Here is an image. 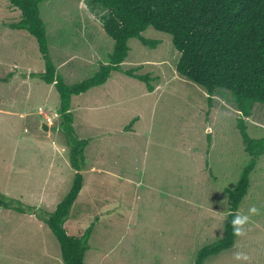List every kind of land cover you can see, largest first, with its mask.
<instances>
[{"label": "rangeland", "instance_id": "rangeland-1", "mask_svg": "<svg viewBox=\"0 0 264 264\" xmlns=\"http://www.w3.org/2000/svg\"><path fill=\"white\" fill-rule=\"evenodd\" d=\"M39 15L49 60L65 84L110 63L105 9L85 0H41ZM20 18L0 0V196L7 204L0 205V264H63L46 222L76 172L83 184L66 221L81 230L92 225L84 264H194L201 248L224 237L225 189L237 186L249 161L236 121L244 119L251 137H264V104L255 103L246 118L224 97L209 102L202 87L176 72L171 36L148 27L142 36L156 47L130 39L119 71L71 97L72 138L87 141L74 171L59 95L38 76L45 59L32 35L11 28ZM131 69L149 74L154 90L124 73ZM19 74L22 81L11 80ZM7 106L13 110L4 112ZM252 207L259 214L249 213ZM237 213L249 216L243 235L202 264H264V154ZM237 253L248 259L237 260Z\"/></svg>", "mask_w": 264, "mask_h": 264}, {"label": "trees", "instance_id": "trees-1", "mask_svg": "<svg viewBox=\"0 0 264 264\" xmlns=\"http://www.w3.org/2000/svg\"><path fill=\"white\" fill-rule=\"evenodd\" d=\"M8 1L21 15L11 28L25 30L36 39L45 59V70L38 76L44 83L54 85L59 95L58 114L62 119L59 126L68 138V160L74 171L81 169L87 141L72 138L71 97L102 85L111 71H119L128 55L130 39L156 47L158 41L142 36L148 27L171 36L172 45L179 53L176 72L202 87L209 102L215 94L224 97L246 118L251 116L255 103L264 104V0H85L91 7L98 5L107 11L102 28L112 39L113 50L108 65L101 66L89 79L70 86L56 74L49 60L47 30L39 15L41 0ZM134 71L124 73L146 83L147 91L152 92L150 75ZM236 128L249 161L241 171L237 186L225 189L229 205L224 237L201 248L194 264H202L209 256L233 247L237 235L231 222L248 194L256 160L264 154V137H251L241 118L236 121ZM82 184L83 177L76 172L71 189L46 222L58 241L63 264H84L92 225L81 230L78 225H67L66 221ZM3 198L0 196V205L7 206Z\"/></svg>", "mask_w": 264, "mask_h": 264}, {"label": "clouds", "instance_id": "clouds-1", "mask_svg": "<svg viewBox=\"0 0 264 264\" xmlns=\"http://www.w3.org/2000/svg\"><path fill=\"white\" fill-rule=\"evenodd\" d=\"M51 120L48 121V124H51ZM47 124V123H46ZM208 131H211V129L209 128ZM249 213L251 214H259V211L256 207H252L249 209ZM249 221V216L248 215H240L237 214L235 216V218L232 220V225H233V231L235 235H243V225H245L247 222ZM236 259L237 260H247L248 257L241 254V253H237L236 254Z\"/></svg>", "mask_w": 264, "mask_h": 264}, {"label": "crops", "instance_id": "crops-1", "mask_svg": "<svg viewBox=\"0 0 264 264\" xmlns=\"http://www.w3.org/2000/svg\"><path fill=\"white\" fill-rule=\"evenodd\" d=\"M21 76L23 77V74H19V75H15V77H14V79H11V80H21L22 81V78H21ZM26 77H29L28 76V73H27V76ZM25 77V78H26ZM16 78V79H15ZM13 91H15L16 90V88H15V81H14V84H13ZM7 107H9V108H7V109H4V108H2V110H4V112H7L6 110H13L10 106H7ZM1 109V108H0Z\"/></svg>", "mask_w": 264, "mask_h": 264}, {"label": "water", "instance_id": "water-1", "mask_svg": "<svg viewBox=\"0 0 264 264\" xmlns=\"http://www.w3.org/2000/svg\"><path fill=\"white\" fill-rule=\"evenodd\" d=\"M41 130H42L43 132H47V131L49 130V126H48V124H46L45 122H42V123H41Z\"/></svg>", "mask_w": 264, "mask_h": 264}]
</instances>
